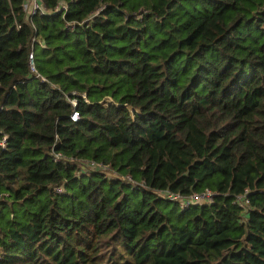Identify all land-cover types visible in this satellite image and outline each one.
<instances>
[{
    "label": "trees",
    "instance_id": "obj_1",
    "mask_svg": "<svg viewBox=\"0 0 264 264\" xmlns=\"http://www.w3.org/2000/svg\"><path fill=\"white\" fill-rule=\"evenodd\" d=\"M41 1L0 0V264H264V0Z\"/></svg>",
    "mask_w": 264,
    "mask_h": 264
},
{
    "label": "built area",
    "instance_id": "obj_2",
    "mask_svg": "<svg viewBox=\"0 0 264 264\" xmlns=\"http://www.w3.org/2000/svg\"><path fill=\"white\" fill-rule=\"evenodd\" d=\"M66 4L63 3L61 6L58 7V9H62L65 8ZM27 11L29 15H34L36 13H42V12H47L50 11L41 0H28V7H27ZM41 41V40H40ZM30 59H31V64L32 67L34 68V54L33 52L30 53ZM43 79H45L46 77L41 75ZM73 93H77L75 91H72ZM79 94V93H77ZM84 97H86V94H83ZM68 99L71 101L72 105H73V110L72 113L70 114V117L73 120H77L80 116L79 110L77 109V104H78V100L76 97H71L68 96ZM0 148L1 147H5L6 146V142L8 139L7 134L3 133L2 134V129L0 128ZM62 153H57V157H61ZM111 163H104V162H91L90 161V166L92 168H98L101 169L105 172H107L108 174H114V170H112V168L109 166ZM126 177L128 178V180L130 181H134L135 180L132 178L131 175L127 174ZM59 190L62 189V187H58ZM218 192L215 191L214 189H211L209 187L200 190V191H194L191 193H188L187 195H183L182 193H178V192H172V191H163V194L167 197H169L171 200H175L180 204V207L183 209L185 207L190 206L191 204H200V203H208L211 202L214 197L216 196Z\"/></svg>",
    "mask_w": 264,
    "mask_h": 264
}]
</instances>
